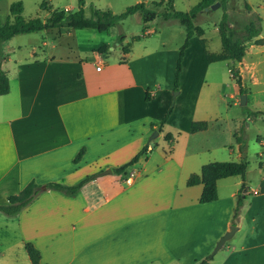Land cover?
Returning <instances> with one entry per match:
<instances>
[{
	"label": "crops",
	"instance_id": "obj_1",
	"mask_svg": "<svg viewBox=\"0 0 264 264\" xmlns=\"http://www.w3.org/2000/svg\"><path fill=\"white\" fill-rule=\"evenodd\" d=\"M17 1L25 7L27 0ZM33 1L36 5L46 2ZM48 1L45 7L51 13L77 8L74 0H64L61 8L52 5L57 0ZM91 1L85 0V14ZM12 2L0 0V13L6 14ZM8 16L0 18L2 24ZM218 23L214 25L219 32ZM146 26V33H153ZM51 31H56L59 41L76 34L68 28ZM108 36L114 35L109 32ZM124 36L122 44L117 38L113 44L105 41L89 51L75 45L68 54L66 49L55 52L60 48L57 42L44 41L47 50L42 57L32 47L29 57L22 60L7 50L2 69L9 77L10 91L0 96V205L31 181L46 187L53 182L75 185L88 176L91 180L75 196L42 188L41 195L19 215L0 212V264H32L26 243L39 250L40 264H199L234 225L237 230L221 249L218 264H264L262 101L254 93H245L247 104L254 97L248 116L258 132V148L253 153L257 160L252 163L248 142L239 131L236 145L227 144L217 138L220 134L213 131L212 122L194 118L207 75H184L190 47L183 59L180 92L173 99L175 72H145V62L155 56L159 63L164 52L131 60V44ZM207 44L208 40L202 41L206 62V54L213 53ZM112 45L122 48L115 59L109 58L116 51ZM102 46L107 50L101 52ZM254 46L260 45L254 40L247 44L237 64L243 93L235 84L240 96L245 88L242 67L249 66L245 58ZM254 80L255 85L260 83L257 77ZM172 102L173 112L159 128ZM195 122H207L208 128L193 133ZM196 138L216 140L210 148L195 150L192 141ZM158 141L163 146L155 150L153 144L158 146ZM145 147L150 155H143L136 168L115 174L114 168L131 161ZM218 148L228 161H248L245 181L240 176L221 179L218 199L200 203L203 185L188 186L187 181L204 165L218 162L202 160ZM82 149L83 157L75 163ZM107 169L112 173L102 174ZM239 199L242 207L234 217Z\"/></svg>",
	"mask_w": 264,
	"mask_h": 264
},
{
	"label": "rangeland",
	"instance_id": "obj_2",
	"mask_svg": "<svg viewBox=\"0 0 264 264\" xmlns=\"http://www.w3.org/2000/svg\"><path fill=\"white\" fill-rule=\"evenodd\" d=\"M140 1L142 0H92L86 8V14L88 17L92 15L90 5H93L98 9H110L114 13L120 14L128 7L135 5ZM157 1L159 0H145L149 9L158 12L157 19L148 24L153 31L151 34L146 33L144 30L145 26L141 21L140 15L134 14L113 27L110 32L114 36L111 37L108 36V33H100L93 29L83 31H75L71 29L73 33H76L75 37H65L63 40L59 41L56 39V31L44 30L38 33L17 35L10 41L3 43L2 48L5 52L9 50L10 52L8 53L13 57L15 55L16 59L19 58L22 60L25 57H29V52L32 47H36L38 53L37 56L42 57L44 53L43 50H47V48L43 47L44 41H47L50 44L57 42L60 45V48H58V50L55 49L56 53L63 51V49H66L67 52L70 47L75 45H80L82 48L87 47L86 49L89 51L95 45L104 44L103 42L105 41H110L112 44L115 43L119 35L122 34L128 37V42L131 44V60H137L140 56L154 55L157 51L164 52V59L159 63L156 62L158 60L155 56L149 58V60L145 62V67L147 69L145 72L147 75H168L167 72H170V70L173 71L174 74L179 58V52L185 43L187 35L185 28L178 21H166L163 18L162 14L165 9L164 7H156L154 3ZM13 2H15V0H13ZM63 2L64 0H57L54 4L52 3V5L54 8H61L59 6L63 4ZM74 2L76 3L77 8L72 12H76L79 9L78 0H74ZM199 2L200 0H174V9L176 11L188 12ZM45 3L46 6L49 5V1L47 2L46 0ZM246 4L250 6V10L246 8ZM5 9L3 10L4 12ZM206 9L205 12L201 13L195 21L197 25L204 28L206 33L203 37L194 36L192 38L191 46L186 51V57L184 59V75H207L202 84V91L200 93L194 118H205L212 122L214 128L213 131L220 134L217 138L219 140L224 138L227 141V144L232 142V145H236L237 137L235 134L239 131V133H241L240 136L242 135V140L245 139L246 145L248 142L250 148L248 160L254 163L257 160L253 153L256 152V149L258 148V142L256 140L258 132L256 128L251 125V120L248 116L253 110L252 103L254 102V97L252 98V101L245 106H242L238 102V97L241 98L239 94L240 89L236 86L237 83L231 79L230 74V68L233 63L231 61H222L212 64L206 62L203 55L202 41H205V39L208 40V44L205 47L209 52L218 53L221 51L222 42L214 23L217 21L219 22L225 13H228L229 15L231 26L241 29L254 18L260 17L264 28V0H228L226 9H224L221 4L215 10L212 9V6L209 7L208 11H206ZM8 14L9 9L6 14L0 13V18L5 20ZM50 14V9H47L45 6L42 7L40 4L36 5L33 0H27L25 3L23 16L26 19L39 17L43 21H46L50 17ZM135 36H139V40L132 41V37ZM260 36L264 38V32H262ZM112 46L116 51L111 52L109 58L115 59L121 54L122 48L115 45ZM105 50H107V46ZM8 53L6 54L9 55ZM68 53L69 52H67V54ZM245 60L249 66L247 67L245 65V67H242L245 78L244 94L242 95H246L245 93H254L255 97L262 101L261 105L264 106V43L260 46L249 47ZM158 68L159 70L157 71ZM255 77L260 80V83L256 85L254 84ZM192 88L196 90L195 86H192ZM179 92L180 89L174 90L172 93L173 99L177 98L176 93ZM170 108H174V102L171 103ZM259 127L261 129L263 128L261 125ZM213 137L214 136H212V138ZM215 140H198V138H196L192 141V146H194L195 150L201 146L204 148H210ZM161 143L162 142L158 141V146L153 144L155 150L162 148L163 145ZM154 153L155 151L153 154ZM146 154L148 156L150 155L149 153ZM227 158L228 157H221V148H218L214 152L211 151L208 155H204L202 160L220 162L230 160H226ZM231 158H234V156ZM134 168H136L135 165L130 166L128 169L132 170ZM108 170L111 169L103 171L102 174ZM221 253L220 249L215 256L214 262L210 264H218L221 260ZM213 255L212 252L209 256L213 257Z\"/></svg>",
	"mask_w": 264,
	"mask_h": 264
},
{
	"label": "trees",
	"instance_id": "obj_3",
	"mask_svg": "<svg viewBox=\"0 0 264 264\" xmlns=\"http://www.w3.org/2000/svg\"><path fill=\"white\" fill-rule=\"evenodd\" d=\"M219 2L224 9L227 7L228 0H200V2L188 12L176 11L174 9V0H160L155 2L156 7H164V13L162 14L165 20H176L186 30V40L179 52V58L176 65L174 89L178 90L180 86V76L182 72L183 59L185 51L191 46V39L194 36L203 37L205 30L196 24L198 16L205 12L206 8ZM46 3H42L44 7ZM79 9L76 12H67L65 10H54L51 16L43 21L39 17L26 19L23 16L24 5L21 1L13 2L10 5L9 16L5 23H1L0 19V96L6 95L10 91V81L6 72L2 69V64L7 60L8 55L2 48V44L10 41L17 35L38 33L44 30H54L60 28H68L73 30L93 29L100 33H109L111 28L117 26L119 23L129 18L134 14H138L141 17L142 23L145 25L144 30H147L149 23L155 21L158 17V12L148 8L147 4L139 2L133 6L128 7L124 12L115 14L109 10L91 8L92 15L90 17L85 14V0H78ZM246 8L250 10V6L246 4ZM219 34L222 42V50L220 53H207V60L210 63L231 61L233 63L230 68L232 78L237 85L242 89V77L240 69L237 64L242 61L246 54L247 44L254 40L255 44L262 45L264 38L259 36L264 32L262 26V19L260 17L254 18L244 28H237L231 26L228 13H225L218 23ZM125 36L120 34L118 37L119 43H123ZM139 36L132 38L133 41L139 40ZM106 46L101 47V52L105 51ZM124 52H128V48L124 47ZM149 96H147V100ZM173 112V108H170L164 118L158 123V127L167 122L168 118ZM208 128L207 122H195L192 124L191 132H197ZM147 147L140 151L131 161L128 163L114 168L116 174H123L127 169L137 163L139 159L146 154ZM85 150L82 149L76 158L75 163H78L83 157ZM248 161L243 159L241 162L225 161V162H211L204 165L200 173L192 174L188 181V186L203 185V191L199 198L200 203H210L218 199L217 183L219 180L229 178L233 176H240L245 181V176L248 168ZM91 180V176H88L75 185H67L63 182L47 183V189L60 191L68 196L77 195L81 189ZM42 186L31 181L24 189L17 195H11L8 197V202L4 205H0V212L7 216L15 217L19 215L23 210L29 207L42 193ZM245 183L243 182L242 189H244ZM242 207V202L238 200L235 207L234 217L238 215ZM26 251L30 257L32 264H40L41 254L39 250L32 244H25ZM211 256H208L199 264H209Z\"/></svg>",
	"mask_w": 264,
	"mask_h": 264
},
{
	"label": "water",
	"instance_id": "obj_4",
	"mask_svg": "<svg viewBox=\"0 0 264 264\" xmlns=\"http://www.w3.org/2000/svg\"><path fill=\"white\" fill-rule=\"evenodd\" d=\"M220 6V3L217 2L215 3L214 5H212V9L215 10L217 9L218 7ZM209 8L206 9V11H208ZM178 93H176L177 95ZM247 104V96L246 95H241V105L242 106H245ZM157 134V132H156ZM106 173H112L111 170H108L107 172L103 173V174H106ZM98 176V175H97ZM43 189H46V187H42ZM237 230V227L236 226H232L230 228V230L225 233V235L218 241L214 251H213V254H216L220 249L223 248V246L226 244V242L233 236V234L235 233V231Z\"/></svg>",
	"mask_w": 264,
	"mask_h": 264
}]
</instances>
